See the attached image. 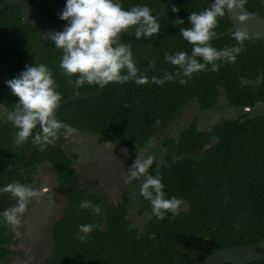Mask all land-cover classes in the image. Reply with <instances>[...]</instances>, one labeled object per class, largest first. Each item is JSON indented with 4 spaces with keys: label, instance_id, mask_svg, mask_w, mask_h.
Masks as SVG:
<instances>
[{
    "label": "trees",
    "instance_id": "trees-1",
    "mask_svg": "<svg viewBox=\"0 0 264 264\" xmlns=\"http://www.w3.org/2000/svg\"><path fill=\"white\" fill-rule=\"evenodd\" d=\"M49 18L62 21L58 14L65 0H28ZM6 0H0V5ZM212 0H121L122 7L147 4L157 15L160 32L147 40H137L134 33L121 35L131 43L136 66L149 77L137 85L110 83L95 99L70 103L56 110L58 119L119 145L148 149L158 134L168 130L179 113L196 100L202 112L215 108L223 90L230 107L248 110L237 120L222 119L209 131H201L197 121L183 130L178 139L168 137L163 147L166 155L161 165L149 172H159L166 198L176 196L188 204V210L168 213L163 220L151 213L149 201L140 197L142 211L150 215L142 231L128 220L131 205L127 193L115 208L102 209L99 216L80 209L82 200L102 205L96 193L84 189L75 162L78 154H67V139L33 154L22 169L11 173L10 183H34L35 172L45 163L51 165L65 196L63 215L52 228L54 252L44 264H199L213 253L242 245H256L264 238V116L249 118L247 112L264 105V41L249 37L245 50L234 64H222L178 81L156 85L153 76L174 72L164 61L166 53L185 51L191 45L180 35V28L190 27V12L210 6ZM175 7L176 12L172 9ZM248 11L264 16V0H247ZM183 21V23H180ZM66 22V21H63ZM233 27L227 12L218 18L215 37ZM222 49L235 44L233 33L211 41ZM62 50L26 24L19 12L7 7L0 14V106L11 113L18 97L12 96L5 81L18 75L24 66L47 64L52 70L61 100L92 93L98 85L76 89L59 69ZM149 61H155L148 69ZM202 62V61H201ZM219 63V62H218ZM75 79V76L71 77ZM258 82V84H254ZM159 121V123H156ZM38 130V129H37ZM36 130H34L35 132ZM17 129L11 121L0 120V187L3 173L20 163L33 145L31 137L17 146ZM172 153L183 158L172 160ZM11 193L0 198V213L15 205ZM102 208V207H101ZM95 224L88 239H77V226ZM9 225L0 223V264L11 256ZM251 264H264V260Z\"/></svg>",
    "mask_w": 264,
    "mask_h": 264
},
{
    "label": "clouds",
    "instance_id": "clouds-1",
    "mask_svg": "<svg viewBox=\"0 0 264 264\" xmlns=\"http://www.w3.org/2000/svg\"><path fill=\"white\" fill-rule=\"evenodd\" d=\"M246 2L212 0L210 6L203 10L190 12L188 19L191 26L180 28L179 33L192 46L191 54L185 51L166 53L164 61L173 65L175 71L164 72L162 77L153 76L151 82L163 85L178 81L184 85L185 77L191 78L194 73L208 70V65L215 72L222 64H234L245 50L244 41L249 38V34L243 29H237L233 33L235 44L217 49L211 43L215 37L213 29L217 26L218 18L223 17L226 11L236 14L237 10L244 9ZM172 11L176 12L177 9L173 7ZM58 18L66 21V24L62 31L52 33L50 39L56 48L62 50L58 66L69 77L66 81L68 85L79 89L85 84L103 88L110 83L134 82L143 85L149 82V77L136 66L131 43L121 40V35L125 33H134L137 40L141 37L147 40L160 32L157 15L153 14V9L147 4L125 9L121 0H65ZM237 18L244 17L241 15ZM154 64L155 61H149L148 69L153 68ZM73 76L75 79L71 78ZM5 84L12 96L18 97L14 110L8 116L17 129L14 141L17 146L31 137L33 144L43 147L61 137L68 139L77 132L75 127L58 119L56 115L61 95L47 64H26L23 71L6 80ZM121 151L127 157L128 149ZM182 158L172 153L174 162ZM153 164L152 155L138 156L122 178L125 184L143 178L140 194L149 201L152 215L163 220L168 213L177 212L181 200L176 196L166 198L160 173L153 175L149 172ZM2 192L11 193L16 198V205L0 213V223L10 225L13 231H17L21 227L20 217L27 203L37 196V192L19 181L4 184L0 187ZM79 208L89 210L94 216L102 213L98 203L87 199L80 202ZM95 227V224L90 223L78 225L77 239L85 241Z\"/></svg>",
    "mask_w": 264,
    "mask_h": 264
},
{
    "label": "rangeland",
    "instance_id": "rangeland-1",
    "mask_svg": "<svg viewBox=\"0 0 264 264\" xmlns=\"http://www.w3.org/2000/svg\"><path fill=\"white\" fill-rule=\"evenodd\" d=\"M246 111L230 107L224 91L221 90L214 109L202 112L196 100L190 102L179 113L175 123L168 130L158 134L148 149L134 145L125 147L98 135L77 131L67 139L66 151L68 155L78 154L79 160L75 162V168L83 188L100 197L103 210L118 206L122 196L127 193L131 205L128 220L133 228L142 231L150 220L149 213L143 212L140 204L139 189L143 178L130 184H125L122 178L137 157L152 155L153 166H159L166 155L163 147L166 138L178 139L180 133L194 121H197L199 130L209 131L222 119L237 120ZM10 114L8 109L0 106V120L9 121ZM247 114L249 118L264 116V105L259 104ZM124 148L128 149L127 157L121 151ZM33 179L34 183L26 186L34 189L37 196L27 203L25 212L20 217L21 227L13 231L9 225L8 235L12 242L9 249L12 254L3 264H44L54 252L52 228L63 215L64 192L57 181L54 168L48 163L35 172ZM187 210L188 204L181 202L176 213Z\"/></svg>",
    "mask_w": 264,
    "mask_h": 264
},
{
    "label": "water",
    "instance_id": "water-1",
    "mask_svg": "<svg viewBox=\"0 0 264 264\" xmlns=\"http://www.w3.org/2000/svg\"><path fill=\"white\" fill-rule=\"evenodd\" d=\"M7 7L15 8L26 24L30 25L50 42H52L50 35L57 31H62L66 24V22L49 18L43 13L39 12L28 0H6L5 3L0 5V14ZM226 12L232 22L233 27L225 34L216 36L212 40L219 39L224 35L232 34L237 29H243L249 34V37L255 40L264 41V16L256 15L248 11L245 7L243 10H237L236 14H233L231 11ZM241 15L244 18L238 19L237 17ZM105 89L106 85L103 88L98 86V88L92 93L71 96L67 99L61 100L59 107L74 102L98 98L103 94ZM56 142L57 140L50 145H45L43 147L39 145H33L31 148H29L20 163L11 166L3 173L1 176V178H3V185L10 183L11 173L22 170L28 165L33 154L40 150L48 149L49 147L55 145ZM5 194L6 192L0 193V198H2ZM261 260H264V238L256 245L247 244L219 250L199 264H251Z\"/></svg>",
    "mask_w": 264,
    "mask_h": 264
},
{
    "label": "built area",
    "instance_id": "built-area-1",
    "mask_svg": "<svg viewBox=\"0 0 264 264\" xmlns=\"http://www.w3.org/2000/svg\"><path fill=\"white\" fill-rule=\"evenodd\" d=\"M248 111V110H247Z\"/></svg>",
    "mask_w": 264,
    "mask_h": 264
}]
</instances>
